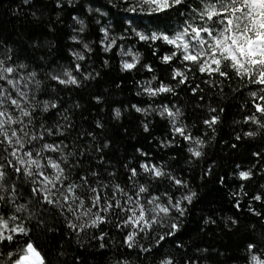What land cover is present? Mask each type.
Listing matches in <instances>:
<instances>
[{
  "label": "snow or ice",
  "instance_id": "6c2138e0",
  "mask_svg": "<svg viewBox=\"0 0 264 264\" xmlns=\"http://www.w3.org/2000/svg\"><path fill=\"white\" fill-rule=\"evenodd\" d=\"M0 8L29 26L0 36V264H264V147L234 165L231 184L227 173L212 181L228 189L233 213L202 208L197 221L201 235L242 234L239 254L180 239L202 203L191 173L213 176L208 149L237 97L234 142L225 143H264V0ZM173 14L174 26L156 22ZM114 60L128 77L144 73L132 79L135 101L115 98L125 76L104 81ZM157 123L166 134L153 135ZM133 129L155 149L120 155ZM169 237L180 242L164 250Z\"/></svg>",
  "mask_w": 264,
  "mask_h": 264
},
{
  "label": "trees",
  "instance_id": "16d2710c",
  "mask_svg": "<svg viewBox=\"0 0 264 264\" xmlns=\"http://www.w3.org/2000/svg\"><path fill=\"white\" fill-rule=\"evenodd\" d=\"M4 3L7 4L8 0H4ZM144 22L147 23L148 18H145ZM156 22L160 24L161 28L166 26L171 27L176 24V16L173 14L171 19L168 17H160ZM22 28L28 29L29 26L21 19H18L17 17L6 12L3 8H0V36L13 40L17 39L21 34ZM133 43L135 42L133 41ZM163 49L164 46L161 45V51H163ZM140 51L144 54L145 61L153 63L159 73L161 66L159 65V62L156 60V58L151 55L150 50L146 47L140 46ZM105 71L106 75L104 76V81L107 83L118 79L120 76L126 77L124 91L122 93H118L115 98L119 100L131 99L135 101L136 98L133 96L135 89L132 84V79H139L140 76L144 75V73H134L132 77H128L127 74H123L118 71L117 62L115 60L112 62L111 69H107ZM105 86H107V84H105ZM225 91L227 92L229 90L226 88ZM181 99L185 101L187 100V97L183 92H181ZM240 102L241 101L239 97L231 102L227 113L224 115L225 122L218 129L216 141L208 149L210 158L216 161V167L213 176L210 177L205 183L199 180V167L191 173L193 186L196 187V189L200 192L202 203L197 206V209L189 217L187 230L180 234V239H182L184 243H191L192 241L189 240V237L191 236L192 240L198 243L211 244L221 249H226L229 254L232 255L239 254V248L245 239L242 234H228L216 229L215 232H209L208 234L201 235L197 233V221L201 214L200 209L202 208L205 210H207L208 207L216 208L218 210H222L223 214L225 215H231L233 213L234 210L231 207L230 198L227 196L228 189L220 191V185L214 184L212 181L215 179L217 174L224 175L227 173L229 184H231V170L234 165L241 162L250 154L251 151H254L260 147H264V143H261L260 141H247L241 143L237 149L229 148L228 143L234 142L232 121L233 119L240 118L235 105ZM189 119H192L191 114H189ZM124 123L127 124L128 121L126 120ZM236 130L239 131L240 128L237 127ZM161 134H166V126L163 123H157L156 128L153 131V135L160 136ZM137 140H139V143H137ZM226 141L228 143H225ZM141 144L146 148L151 147L155 149L154 144L150 145L138 130L133 129L131 139L119 140L117 145L119 148V154L123 155L125 151L131 154L134 151V146H140ZM173 151L176 150L173 149ZM180 163L183 164V161L181 160ZM253 189L254 185H249L248 190L252 191ZM113 235L117 241L121 239L120 235L116 234L115 232ZM180 239L169 237L165 242H163L164 250L170 249L174 240L176 243H179Z\"/></svg>",
  "mask_w": 264,
  "mask_h": 264
}]
</instances>
